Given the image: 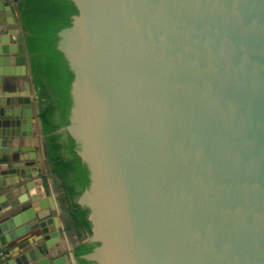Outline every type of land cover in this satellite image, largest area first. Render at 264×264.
I'll return each instance as SVG.
<instances>
[{
  "label": "water",
  "instance_id": "95a60500",
  "mask_svg": "<svg viewBox=\"0 0 264 264\" xmlns=\"http://www.w3.org/2000/svg\"><path fill=\"white\" fill-rule=\"evenodd\" d=\"M72 1L79 14L58 43L74 72L66 129L90 172L78 198L90 209L85 241L100 243L83 258L264 264V0ZM18 51L0 32V56ZM3 75L0 152H10L29 114L3 100ZM42 173L37 159L0 164L10 178L0 187L24 193L0 196L2 240L27 223L41 234L32 242L43 238L10 248L4 264H82L59 250L60 218L34 211Z\"/></svg>",
  "mask_w": 264,
  "mask_h": 264
},
{
  "label": "trees",
  "instance_id": "16d2710c",
  "mask_svg": "<svg viewBox=\"0 0 264 264\" xmlns=\"http://www.w3.org/2000/svg\"><path fill=\"white\" fill-rule=\"evenodd\" d=\"M77 14L79 9L72 0H21L18 4L19 22L39 97L47 158L65 190L69 223L82 227L89 236L92 233L90 209L81 205L78 198L89 187L90 172L66 129L73 104L70 91L74 72L58 48L59 32L71 26ZM99 244L84 241L75 248V255L82 264H97L83 255Z\"/></svg>",
  "mask_w": 264,
  "mask_h": 264
},
{
  "label": "crops",
  "instance_id": "0c3cea01",
  "mask_svg": "<svg viewBox=\"0 0 264 264\" xmlns=\"http://www.w3.org/2000/svg\"><path fill=\"white\" fill-rule=\"evenodd\" d=\"M10 5H6L0 10V32L8 33L11 36V42L19 45L17 54L2 55L0 69L4 70L2 98L6 104L10 106H18L19 104L26 109L29 116L22 123L23 135L16 139L11 146L10 152H0V164L12 160L37 159L42 167V175L36 176L31 183L34 184V191L40 196L39 201L35 204L34 211L45 212L47 215L58 216L61 220L63 237L59 240V250L61 253L69 252L73 256L75 248L87 239V233L82 227L73 226L69 223L68 201L66 199L65 190L61 185L59 177L52 171L48 158H45L43 149L45 146V135L43 134L39 124V97L33 81V74L30 65V56L26 48L24 40V32L19 22L18 4L13 0H9ZM6 70L11 73L5 75ZM26 98L29 101L19 103V98ZM1 98V99H2ZM15 176L10 175V177ZM0 179L4 185L9 183V176H1ZM32 184V185H33ZM18 185L0 187V196L7 201L18 198L23 195L21 191L17 194L9 196V192L13 191ZM30 200V199H29ZM30 202V201H28ZM27 203V202H26ZM10 206L2 211H10ZM18 231V234L16 233ZM13 236L10 240H2L7 234L5 230L0 231V264H4L8 255L5 253L12 247H20L23 242H30L32 245H38L43 242V238L32 242V237L38 239L37 235H41L39 229L31 230L29 224L19 227L16 225L9 229ZM52 238V237H51ZM53 239V238H52ZM79 264V263H76Z\"/></svg>",
  "mask_w": 264,
  "mask_h": 264
}]
</instances>
